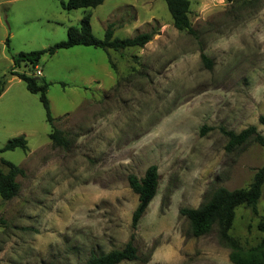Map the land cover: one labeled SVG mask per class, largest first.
I'll list each match as a JSON object with an SVG mask.
<instances>
[{
    "label": "rangeland",
    "instance_id": "374dc122",
    "mask_svg": "<svg viewBox=\"0 0 264 264\" xmlns=\"http://www.w3.org/2000/svg\"><path fill=\"white\" fill-rule=\"evenodd\" d=\"M61 1L0 0V150L19 136L29 148L1 153L25 175L18 197H0V264H84L132 239L139 260L124 264H233L217 227L193 237L180 211L219 188H248L264 165L260 145L229 151L221 130L255 126L264 136V0H189L195 35L173 26L165 0H105L92 9L98 39L109 24L120 39L156 35L143 48L77 46L44 56L35 71L14 69L50 85L67 148L53 146L39 95L11 75L13 55L66 41L68 28L80 26L86 10H64ZM153 165L157 195L134 231L138 196L128 178ZM258 208L264 216V192ZM258 223L240 206L230 235L255 247Z\"/></svg>",
    "mask_w": 264,
    "mask_h": 264
},
{
    "label": "trees",
    "instance_id": "16d2710c",
    "mask_svg": "<svg viewBox=\"0 0 264 264\" xmlns=\"http://www.w3.org/2000/svg\"><path fill=\"white\" fill-rule=\"evenodd\" d=\"M223 1L226 4H231L244 0ZM104 2L105 0L61 1V6L64 10H86L80 26L68 28L66 41L56 43L44 50L19 53L11 57L13 61L11 75H17L25 83L30 93L39 95L40 102L46 113V120L52 127L49 138L55 147L67 148L69 142L64 133L54 127L55 119L52 116L50 103L47 98V91L50 85L39 82L37 77L24 73H14V69L25 67L29 71H35L44 56L53 57L60 50L77 46L94 47L109 53V51H124L127 48H143L152 41L156 35L155 32L141 33L132 38H116L113 32V24L108 25L104 39H98L91 28L92 9L97 8ZM165 2L172 17L173 26L178 31H186L190 35H195L190 20V1L165 0ZM7 44H9V39ZM203 58L205 59L204 56ZM62 86H65V84H62ZM4 91L5 83L3 82L0 84V96ZM258 121L264 127V115H261ZM221 130L228 138L227 150L229 151L240 148L250 141L264 149V136L259 133L255 126H250L240 133L226 131L225 129ZM16 149H21L24 152L29 150L28 142L23 136L10 139L0 150V197L3 202H8L18 197L21 186L17 182V177L25 175V171L22 168L1 158V153ZM3 167L7 169V172H4ZM128 180L130 188L138 196V206L133 213L131 224V229L135 231L157 195L160 175L157 166L153 165L146 170L142 178L130 175ZM263 192L264 165L257 170L248 188L233 191L219 188L199 208H184L180 211V215L189 222L191 234L196 238L209 234L216 226L220 241L231 249L229 259L233 264H264V216H260L258 208ZM243 205L251 208L253 215L259 219L257 229L263 233L259 244L250 249H245L240 240L230 235L236 209ZM138 260V249L132 239L121 249H114L106 254H91L84 264H124L137 262Z\"/></svg>",
    "mask_w": 264,
    "mask_h": 264
},
{
    "label": "crops",
    "instance_id": "0c3cea01",
    "mask_svg": "<svg viewBox=\"0 0 264 264\" xmlns=\"http://www.w3.org/2000/svg\"><path fill=\"white\" fill-rule=\"evenodd\" d=\"M211 1H215V2H217V3H225L223 0H203V2L202 3H209V2H211ZM226 4V3H225ZM13 62V61H12ZM5 92V91H4ZM2 96V95H1Z\"/></svg>",
    "mask_w": 264,
    "mask_h": 264
},
{
    "label": "built area",
    "instance_id": "2783aa9c",
    "mask_svg": "<svg viewBox=\"0 0 264 264\" xmlns=\"http://www.w3.org/2000/svg\"><path fill=\"white\" fill-rule=\"evenodd\" d=\"M41 75H42V73L40 70L36 71V76H41Z\"/></svg>",
    "mask_w": 264,
    "mask_h": 264
}]
</instances>
